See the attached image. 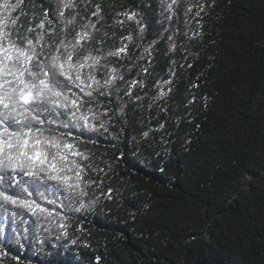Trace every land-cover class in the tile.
I'll use <instances>...</instances> for the list:
<instances>
[{"label": "trees", "instance_id": "obj_1", "mask_svg": "<svg viewBox=\"0 0 264 264\" xmlns=\"http://www.w3.org/2000/svg\"><path fill=\"white\" fill-rule=\"evenodd\" d=\"M7 2L19 6L0 0V20L34 40L43 34L42 60L95 20L99 3L104 19L88 29L84 52L105 57L94 73L101 83L110 68L123 79L93 85L91 97L65 89L84 101L81 112L91 109L90 126L47 113L36 124L42 135L32 136L52 151L59 141L83 154L69 155L83 182L73 190L74 178L12 174L28 189L16 194L46 211L0 208V264H264V0H198L199 17L188 12L197 0H181L171 20L170 0ZM46 11L51 23L40 29ZM81 72L87 82L92 69ZM161 90L168 94L156 99Z\"/></svg>", "mask_w": 264, "mask_h": 264}, {"label": "snow or ice", "instance_id": "obj_2", "mask_svg": "<svg viewBox=\"0 0 264 264\" xmlns=\"http://www.w3.org/2000/svg\"><path fill=\"white\" fill-rule=\"evenodd\" d=\"M40 2L43 3V0ZM180 2L181 0H170L167 3L164 8V11L169 13L167 19L171 20L172 16L177 14L178 9L174 5H178ZM19 3H23V0H19ZM61 4L65 9L77 7L75 0H61ZM18 6L9 5L5 0V9L10 8L15 11ZM94 7L95 11L91 12V16L96 19L89 20L88 23L82 25L81 30L76 32L71 39L68 38L71 35L69 33L63 39L54 42V51L43 60L41 59L42 49L38 50L36 47L44 40L43 34L34 40L28 35L21 34L20 28H8L7 23H5L8 20L7 17L0 20V208L10 210L7 208L10 203L13 206L25 208L32 214H35L37 209L40 212L46 211L34 200L23 199L16 194L17 191L27 192L28 189L24 187L23 181H17L15 175L12 174L22 172L24 176L30 179H40L41 176H46L48 180H60L66 184L67 181L74 178V184H67V187L73 188V190L79 188L80 183L83 182V166L75 160H69V155H79L84 158L82 153L74 151L72 144L61 145L59 141L52 144V148L55 149L52 151L47 146L48 141L37 139L32 136V133L35 131L42 135L36 124L45 123L44 119L41 118L45 113L48 114L49 119L55 116L63 117L67 114L72 120L83 122L86 127L90 126L89 114L91 109L88 110V113L81 112L84 101L79 97L70 99L65 94V89L68 88L69 84H73L80 87L84 95L91 97L95 88L108 89L117 79H123V77L116 75L117 70L115 68H110L108 79L101 83L96 79L94 73L98 70V66L103 67L101 60L105 57L94 56L91 51H88L87 54L84 52V44L92 36L88 29L98 31L97 24L104 19L101 15L102 6L97 3ZM193 8L196 9L197 17L204 11V6L198 0L188 8V12H191ZM59 14L61 17L64 16L63 11H60ZM124 15L131 20L135 13H124ZM18 19V17L11 19L10 23L15 26ZM74 19L73 17V19L65 20V26L73 24ZM46 22L51 23L48 20L47 11L36 27L44 29ZM118 23L122 22L118 21ZM26 31L28 33L35 32V27H28ZM127 39L131 40V36ZM174 47L173 44L172 48ZM124 52H126V46L116 49L115 52H109L107 55H118ZM85 67L92 69V72L87 74V82L81 72ZM136 83L137 81H132L133 86ZM168 83L170 81L163 82V84ZM163 84L160 85L161 89H163ZM126 94L132 95L130 90ZM167 94L161 90L156 99ZM73 96H75L74 93ZM98 118L95 114L91 115L92 120ZM91 126L95 127L94 125ZM100 127H104V125L101 124ZM163 127L164 125L161 124L160 128ZM105 131H107L106 128ZM143 135L147 137L149 133L145 131ZM61 146L69 152H61ZM33 170H38L40 176ZM68 173H72V175ZM33 188L35 190L37 186L34 185ZM8 190H12L11 194ZM85 194L81 190V195ZM61 227L64 226L61 225ZM73 243L75 242L73 241ZM0 249H6V245H0ZM7 254L8 251L5 250L4 255Z\"/></svg>", "mask_w": 264, "mask_h": 264}]
</instances>
